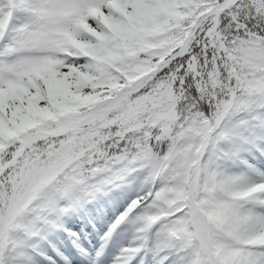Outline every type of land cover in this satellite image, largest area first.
<instances>
[{
	"label": "snow or ice",
	"instance_id": "6c2138e0",
	"mask_svg": "<svg viewBox=\"0 0 264 264\" xmlns=\"http://www.w3.org/2000/svg\"><path fill=\"white\" fill-rule=\"evenodd\" d=\"M105 208L156 264H264V0H0V264Z\"/></svg>",
	"mask_w": 264,
	"mask_h": 264
},
{
	"label": "rangeland",
	"instance_id": "374dc122",
	"mask_svg": "<svg viewBox=\"0 0 264 264\" xmlns=\"http://www.w3.org/2000/svg\"><path fill=\"white\" fill-rule=\"evenodd\" d=\"M231 171L240 172L239 169ZM117 215L115 208L102 209L95 217L87 212L77 215L76 220L81 227L75 237L69 232L61 233L60 230L45 226L37 235L19 240L14 250L9 251L6 260L8 264H68L65 249L71 246L83 264H102L105 259L107 264H115L123 248L136 245L142 248L140 264H156L163 251L169 249L170 242L162 235H140L134 218L121 224L109 241L102 239ZM85 223L87 227L83 226ZM68 226V220L65 219L64 227Z\"/></svg>",
	"mask_w": 264,
	"mask_h": 264
},
{
	"label": "trees",
	"instance_id": "16d2710c",
	"mask_svg": "<svg viewBox=\"0 0 264 264\" xmlns=\"http://www.w3.org/2000/svg\"><path fill=\"white\" fill-rule=\"evenodd\" d=\"M165 252V251H164Z\"/></svg>",
	"mask_w": 264,
	"mask_h": 264
}]
</instances>
